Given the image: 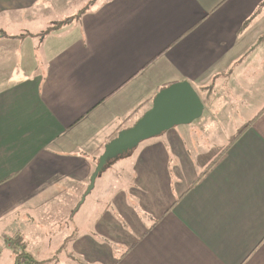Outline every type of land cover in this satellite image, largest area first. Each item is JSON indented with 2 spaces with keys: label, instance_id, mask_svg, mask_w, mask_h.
Wrapping results in <instances>:
<instances>
[{
  "label": "crops",
  "instance_id": "obj_1",
  "mask_svg": "<svg viewBox=\"0 0 264 264\" xmlns=\"http://www.w3.org/2000/svg\"><path fill=\"white\" fill-rule=\"evenodd\" d=\"M56 3L65 17L48 13ZM1 12L5 59H20L25 27L58 26L45 70L0 85L10 248L62 234L65 264H264V0H0ZM177 82L201 112L127 141L130 183L86 208L106 145ZM111 154L103 180L133 161Z\"/></svg>",
  "mask_w": 264,
  "mask_h": 264
},
{
  "label": "rangeland",
  "instance_id": "obj_2",
  "mask_svg": "<svg viewBox=\"0 0 264 264\" xmlns=\"http://www.w3.org/2000/svg\"><path fill=\"white\" fill-rule=\"evenodd\" d=\"M53 6H55L54 8H52V10H50L48 13L51 15H54L56 17L60 16L65 17L64 14H66L67 12L63 11V8H66L67 3H56L53 4ZM2 15H0V22L2 21H6L7 23V14L4 12ZM34 13H36L34 11ZM41 14H46V12H39ZM37 12V14H39ZM53 16V19L55 20ZM19 20V19H18ZM21 22H23L22 20H19ZM56 22H52V23H48L47 21H39L38 24L39 26L37 27H33L31 28L30 26L27 28L25 27L23 31L18 32L17 34V38L20 37V35H22L25 31V39H24V43L23 39L20 40V45L22 46L23 44V48L20 49L18 52L21 53L20 59H14L10 56V58L5 59L4 56H6V52H4L3 50H0V67H12L16 61L18 62V69L19 71H16L15 74L13 75H8L6 77V75H3L4 72H2L0 74V85H7L9 83H17L19 80H21L24 77H28L30 75V73H33L35 70L33 69V67L38 66L39 63L41 65V68L44 69V63L47 59V53H46V42L49 39L50 43L52 42V38L53 35L51 34V31L53 30H57L58 26L55 25ZM14 29V28H13ZM11 34L14 35V32H12L13 30L10 28ZM46 37V40L44 43H41V39L43 40V37ZM36 40H39V43L37 44V46L35 48H31L30 46V41L33 42V44H35L34 42ZM12 50V49H11ZM10 51V50H9ZM12 51H10L9 54H11ZM34 52L37 54V58L34 56ZM6 70V68H4V71ZM10 70V69H9ZM45 70V69H44ZM38 72H41L40 70H38ZM6 77V78H5ZM117 137V135H115ZM115 137V138H116ZM114 139V138H113ZM112 139V140H113ZM138 150H141L138 149ZM120 151H122V153H127L130 152V156L124 157V158H132V160H129L127 162H131V164L129 165V169H125V173L124 175H119L120 177H122V179H117L119 178V176L117 175L120 171V168L116 169V168H112V171L106 176L105 180H103V174L107 169H110V165L106 164L104 168H101V170L99 171L95 181H94V186L93 188L90 190L92 191L89 194V187L91 186V182L88 185V188L85 190L87 191V193L89 194V197L87 199V202L85 203L84 206L87 205H92V202H94L95 200L97 201L99 198L105 196L104 194L106 193V195L111 194L115 188L110 189V185L112 186H126L130 183V179L132 178L134 172H133V167H131L134 162V156L136 155L137 150H132V146L131 144H128L127 146H119L117 148L114 149V151L112 152L111 157H115L117 153H120ZM135 151V152H134ZM128 155V154H125ZM124 155V156H125ZM121 164V163H120ZM128 164V163H127ZM92 178V177H91ZM114 179L109 181V179ZM109 181V182H108ZM116 183V185L114 184ZM65 193V192H63ZM58 195H61V193H57ZM87 194V195H88ZM68 195V194H66ZM85 198V197H84ZM102 199V198H101ZM83 200V199H82ZM94 200V201H93ZM68 211H70V207L68 205H66L64 207V213H67ZM2 220L0 221V232L2 234H4V236L6 237V239H4L3 237L1 238L2 240L0 241V264H16V255L18 252L22 253L23 258L29 257L30 259L33 260V264H65L66 258H68V254L70 251H68L66 248L67 246L64 244H61L62 242V234H58L56 236H54L53 238L48 240V236L43 235L42 238L43 240L40 242V244L36 245V247L34 248V250L32 249L33 246L30 244V246H28L26 249V251H23L22 249H15V248H10L8 245L9 243V238L10 237H14L13 230L16 227V223H14V221H12V217L10 219V215L8 213V211H4L2 212ZM60 215V216H59ZM61 215H65L62 214V211H60L58 213V216L61 217ZM58 217V218H59ZM78 217V216H77ZM38 221V219H36ZM26 224V223H25ZM37 229V228H36ZM12 239V238H11ZM48 240V241H46ZM9 243V244H8ZM60 246H62L60 248ZM31 248V251H29ZM17 264H23V263H17Z\"/></svg>",
  "mask_w": 264,
  "mask_h": 264
},
{
  "label": "water",
  "instance_id": "obj_3",
  "mask_svg": "<svg viewBox=\"0 0 264 264\" xmlns=\"http://www.w3.org/2000/svg\"><path fill=\"white\" fill-rule=\"evenodd\" d=\"M202 110V104L191 85L177 82L161 90L154 99V106L147 111L137 125L122 130L105 147L100 161L91 178V186L106 163L111 152L124 145L127 141L147 136L157 130L168 128L176 123L185 122L197 116Z\"/></svg>",
  "mask_w": 264,
  "mask_h": 264
},
{
  "label": "trees",
  "instance_id": "obj_4",
  "mask_svg": "<svg viewBox=\"0 0 264 264\" xmlns=\"http://www.w3.org/2000/svg\"><path fill=\"white\" fill-rule=\"evenodd\" d=\"M166 87H167V85H164V86H163V88H166ZM122 126H123V125H122ZM122 126H121L120 129L118 130V132H117V133H118L117 136L119 135V133H120L122 130H124ZM16 241H18V240H16ZM16 243H17V246H15L14 248H15V249H19L20 244H18V242H16ZM16 256H17V260H16L17 263H23V264H33V263H34L33 260L30 259L29 257L24 258L25 260H24L23 262H20V259L23 257L21 252H18Z\"/></svg>",
  "mask_w": 264,
  "mask_h": 264
}]
</instances>
